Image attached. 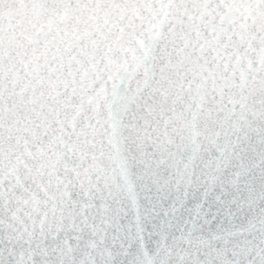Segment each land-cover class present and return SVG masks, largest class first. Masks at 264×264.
<instances>
[{
    "label": "snow or ice",
    "instance_id": "obj_1",
    "mask_svg": "<svg viewBox=\"0 0 264 264\" xmlns=\"http://www.w3.org/2000/svg\"><path fill=\"white\" fill-rule=\"evenodd\" d=\"M0 264H264V0H0Z\"/></svg>",
    "mask_w": 264,
    "mask_h": 264
}]
</instances>
